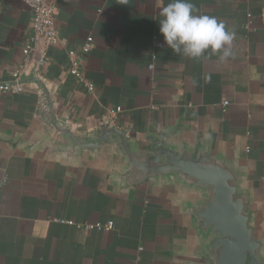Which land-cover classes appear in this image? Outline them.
Segmentation results:
<instances>
[{"label": "crops", "instance_id": "1", "mask_svg": "<svg viewBox=\"0 0 264 264\" xmlns=\"http://www.w3.org/2000/svg\"><path fill=\"white\" fill-rule=\"evenodd\" d=\"M51 1L66 44L33 65L61 118L81 132L105 116L141 145L160 131L173 130L175 144L210 136L220 151L236 148L246 185L264 201V0H192L195 14L235 32L234 54L223 61L220 53L192 59L164 45L160 13L171 0ZM30 20L21 0H0V82L21 61ZM87 37L82 73L92 91L67 70V51ZM23 88L0 90V264H187L196 236L181 203L192 193L167 181L120 188L111 174L121 159L107 150L86 152L72 166L45 157L33 142L47 132L35 114L38 92ZM108 220L111 230L85 228Z\"/></svg>", "mask_w": 264, "mask_h": 264}, {"label": "water", "instance_id": "2", "mask_svg": "<svg viewBox=\"0 0 264 264\" xmlns=\"http://www.w3.org/2000/svg\"><path fill=\"white\" fill-rule=\"evenodd\" d=\"M32 85L38 92L36 117L45 125V135L34 139V148L45 157L70 166L84 153L107 150L121 159L111 178L125 189L145 181H167L183 192L192 193L181 203V212L196 236L195 251L187 264H264V227L256 224L258 204L246 185V170L237 163L234 146L220 151L210 136L199 144L169 140L172 131H160L141 145L128 130L105 116L79 132L61 118L53 95L36 65L15 80L0 86Z\"/></svg>", "mask_w": 264, "mask_h": 264}, {"label": "built area", "instance_id": "3", "mask_svg": "<svg viewBox=\"0 0 264 264\" xmlns=\"http://www.w3.org/2000/svg\"><path fill=\"white\" fill-rule=\"evenodd\" d=\"M31 11L30 30L21 49V61L11 73V80L17 79L20 74L28 69L33 64L42 66L47 60V49L52 46H63L66 44V38L63 37L55 22V13L57 5L51 0H21ZM248 27L251 26V15L247 14ZM264 19V17H263ZM92 37H87L79 50L69 49L68 54V73L80 81L88 91L93 90V84L89 82L82 73V64L86 54L90 50ZM153 65H150L152 68ZM2 93H18L24 90L23 86H0ZM230 104L229 100L222 101L221 105L227 107ZM122 110L121 106L109 109L108 114L115 115ZM249 151V147H246ZM66 223H71L68 220H62ZM114 227V222L108 220L106 222L86 223V229L95 230H111ZM141 249V248H140Z\"/></svg>", "mask_w": 264, "mask_h": 264}, {"label": "clouds", "instance_id": "4", "mask_svg": "<svg viewBox=\"0 0 264 264\" xmlns=\"http://www.w3.org/2000/svg\"><path fill=\"white\" fill-rule=\"evenodd\" d=\"M192 0H171L161 10L159 33L174 54L199 59L220 53V60L233 56L236 34L215 16L197 15Z\"/></svg>", "mask_w": 264, "mask_h": 264}, {"label": "rangeland", "instance_id": "5", "mask_svg": "<svg viewBox=\"0 0 264 264\" xmlns=\"http://www.w3.org/2000/svg\"><path fill=\"white\" fill-rule=\"evenodd\" d=\"M256 213V224L259 228L264 227V201H261L257 204L255 208Z\"/></svg>", "mask_w": 264, "mask_h": 264}]
</instances>
